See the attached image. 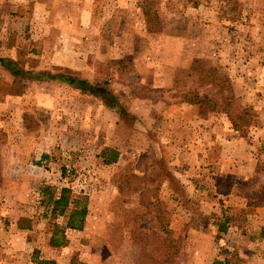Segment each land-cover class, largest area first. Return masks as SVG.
<instances>
[{
  "label": "rangeland",
  "instance_id": "obj_1",
  "mask_svg": "<svg viewBox=\"0 0 264 264\" xmlns=\"http://www.w3.org/2000/svg\"><path fill=\"white\" fill-rule=\"evenodd\" d=\"M81 2L0 0L1 56L39 72L85 77L115 98L61 81L28 89V79L0 68V260L13 248L1 241L15 220L32 230L33 253L23 264H253V250L264 262V212L258 217L252 208L253 193L264 186V159L253 175L230 177L216 192L197 176L203 187L195 190L171 176L164 160L170 154L141 151L147 143L136 122L157 119L149 108L159 102H184L194 106L191 117L227 120L232 128L221 103L210 110L208 101H196H222L231 85V109L255 108L241 137L264 150V0H95L100 31L75 41L84 49H66L68 35L47 31L52 17L44 11L58 23ZM30 14L35 23L26 28ZM63 53L88 62V72L55 64ZM112 100L122 106L110 111ZM110 132L124 144L120 160L108 164L112 150L121 154L105 144ZM46 187L56 196L68 187L88 197L82 230L56 231L70 211L51 216Z\"/></svg>",
  "mask_w": 264,
  "mask_h": 264
},
{
  "label": "crops",
  "instance_id": "obj_2",
  "mask_svg": "<svg viewBox=\"0 0 264 264\" xmlns=\"http://www.w3.org/2000/svg\"><path fill=\"white\" fill-rule=\"evenodd\" d=\"M94 2L95 0H82L81 5L77 4V6L79 5L77 10L64 12L61 16L64 19H62V22L58 23L52 21V18L55 17L52 11H44L47 13L48 18H50V16L52 17L45 23L46 30L51 33L62 30L66 36L68 35V41L65 43L66 49H71L73 47L74 49L78 48L79 46L75 44L77 43L75 41L81 40L84 42L85 34H92L100 31L97 29L101 26L100 22L95 20V17L100 18L101 13L97 14L93 11L92 7ZM3 13L4 12H1L0 20L5 17ZM35 15L36 14H30L25 18L26 28H31V24L34 25ZM3 31L4 29H2V32ZM91 37L94 38V36ZM15 47L16 46H14V48ZM19 47L23 48L21 46ZM79 49H84V45L82 44ZM67 54L68 53H63L60 56L61 58L55 57V64L66 66L72 70L88 72L86 69L89 64L88 62L81 57H77L73 60L74 57L68 56ZM0 68L3 67L0 65ZM79 78H81V76H79ZM82 79L86 78L82 77ZM86 80L89 81L88 79ZM44 81L55 80L28 79L26 83L29 89L32 83ZM109 91L113 93V91ZM90 93L94 96L101 97L97 93ZM168 104L169 103L159 102L149 108L150 110L157 109V113H160L157 119L153 121L149 119L146 122L142 119L143 123L139 120L136 122L140 124V128L146 133L141 132L147 143V147L141 151L143 153H147L148 151L150 154L157 152L158 155L164 157L163 154H161L163 149L165 155L170 154L166 158L164 157V160H167L168 169H170L172 174L171 176L178 184L189 188L193 185L194 189L198 190L199 187L203 186L196 182V177L202 175L204 179L208 180V190L216 192L219 191L222 181L230 177L233 179H245L255 173L258 161L260 158L264 159V150L259 151L258 149L257 152V147L241 137L238 130L231 128V126L229 127L227 120L215 121L211 119L203 120L197 117L193 118L190 116V113L192 109H194V106L192 108L189 103L174 102L171 105ZM108 105L111 111L116 109L117 106H122V103L116 100L114 105ZM211 114L209 112L208 116L211 117ZM113 121L114 123L117 122L116 120ZM143 126H145V128ZM154 132L157 133L155 137L151 136ZM110 133L108 141L106 139L107 142L105 144L115 147V149L121 152L116 161L118 162L121 155H123L122 147L119 146H122L124 143L117 140L115 132ZM132 144L136 146L137 143L132 142ZM156 146L160 147V151L156 149ZM19 149L20 152L17 153L18 160H20L19 155L21 157L22 152L21 148ZM129 150H135V148L133 147ZM135 152H137V150ZM168 182L169 181H166V184L170 186ZM252 208L255 212L259 213L258 217H262L260 213L264 212V205L254 206ZM5 220L7 221V219ZM14 221H12L11 224L7 223L9 230L6 229V234H3L4 240L1 241V243L5 245L11 244L13 248L9 250L10 252H7V249H3L0 264L27 263V259L31 258L33 253V243L30 240L32 230L29 229L30 227H22L20 223L18 224V221ZM0 225L3 226L2 223H0ZM257 253L258 252L254 250L251 252L252 259L254 260L253 264H264L262 261L263 258L259 257Z\"/></svg>",
  "mask_w": 264,
  "mask_h": 264
},
{
  "label": "trees",
  "instance_id": "obj_3",
  "mask_svg": "<svg viewBox=\"0 0 264 264\" xmlns=\"http://www.w3.org/2000/svg\"><path fill=\"white\" fill-rule=\"evenodd\" d=\"M0 65L9 71L16 78H26V79H52L55 81H61L62 83H66L68 85H75L83 88L84 90H88L90 92L97 93L100 96L114 98L113 94L107 89L100 86H95L86 79L79 78L77 76L70 75L65 72H51V71H36L30 67L26 66V63L19 62L17 59L7 56L0 55ZM222 82L230 84V80L228 79H220ZM228 93L224 96L222 101L216 99H198L196 101L205 102L208 101V105L210 106V110H215L216 105H222L220 108L221 111L225 112L231 120L232 128L235 130H242L247 127V125L251 122L255 114L254 106H246L238 110V112L234 111L230 108V104L233 103L231 101L236 100V94L233 91V87L231 85L227 86ZM115 99V98H114ZM113 99V100H114ZM112 100V101H113ZM231 100V101H230ZM115 102L111 105H114ZM106 148L104 153L107 155ZM105 155V156H106ZM118 152L116 150H112L109 157L105 159V162L108 164L114 163L118 160ZM43 194H48V197L43 200V203L47 205V211L51 212V216H58L66 214L70 211L68 222L65 227H61L56 224V231L65 232L66 228L78 229L82 230L85 226L86 219L89 213V204L87 196H76L73 194V191L68 187H63L61 189L60 195L56 196L53 191L50 190L49 187L43 188ZM252 199H254V205L261 206L264 205V186L256 190L253 193ZM47 214V213H46ZM22 227H25L22 225ZM64 235V234H63ZM62 240L57 242L56 245H63L65 236L61 238ZM54 260H39L37 264H53Z\"/></svg>",
  "mask_w": 264,
  "mask_h": 264
}]
</instances>
